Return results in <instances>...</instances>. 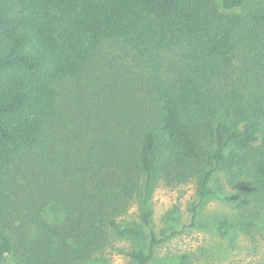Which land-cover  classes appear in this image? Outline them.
<instances>
[{
  "label": "trees",
  "instance_id": "1",
  "mask_svg": "<svg viewBox=\"0 0 264 264\" xmlns=\"http://www.w3.org/2000/svg\"><path fill=\"white\" fill-rule=\"evenodd\" d=\"M220 176L264 243L263 1L0 0V264L157 263Z\"/></svg>",
  "mask_w": 264,
  "mask_h": 264
},
{
  "label": "rangeland",
  "instance_id": "2",
  "mask_svg": "<svg viewBox=\"0 0 264 264\" xmlns=\"http://www.w3.org/2000/svg\"><path fill=\"white\" fill-rule=\"evenodd\" d=\"M263 1L264 0H259ZM216 191L221 193L211 198L202 207L201 218L198 223L205 227L188 228L183 233L173 236L166 245L159 250L157 263L175 264L179 258L187 254L191 257V264H264V243L252 244L247 237L238 234L233 239L223 238L212 228L219 221L230 219L234 214V205L230 199L231 192L220 176L215 184ZM193 191L190 188L168 189L161 187L154 195V222L157 232L170 234L167 224L168 214L176 207L180 210L179 222L175 223L177 230L191 224L192 214L190 206ZM128 246V244H126ZM222 252H221V251ZM111 264H127L124 256L112 253ZM7 264H13L9 262Z\"/></svg>",
  "mask_w": 264,
  "mask_h": 264
}]
</instances>
